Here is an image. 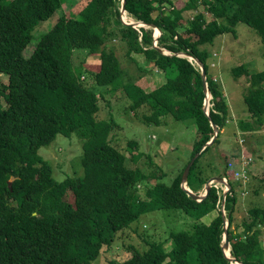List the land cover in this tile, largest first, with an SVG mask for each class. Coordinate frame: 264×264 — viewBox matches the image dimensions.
Segmentation results:
<instances>
[{
  "label": "trees",
  "instance_id": "16d2710c",
  "mask_svg": "<svg viewBox=\"0 0 264 264\" xmlns=\"http://www.w3.org/2000/svg\"><path fill=\"white\" fill-rule=\"evenodd\" d=\"M65 1L0 0V72L7 76L6 82H0V264H91L104 246L112 244L117 231L140 213L160 209L192 216L191 228L170 230L167 250L164 240L142 234L141 248L128 244V257L109 264H235L221 245L225 219L230 255L243 264H264V207L248 208L247 216L235 223L236 182L226 164L217 174L229 183L223 216L220 187L212 186L201 202L181 189L189 160L169 183L162 181L165 174L155 172L149 158L150 175L136 166L129 168L124 153L111 139L105 140L115 123L98 119L100 99L118 91L128 100L126 109L144 124H160L166 114L176 121L192 119L197 131L191 159L213 130L202 109L200 68L174 52H190L203 62L212 103L209 114L222 129L228 106L208 71L209 51L202 45L218 34L235 36L236 25L244 23L258 33L264 53V0H187L179 5L175 0H124L127 15L158 27L157 45L172 54L151 46L152 28H133L121 21V0H79L70 15L60 13L25 55L35 27ZM198 7L203 11L185 17ZM115 44L125 49L130 70L121 65ZM75 51L97 55L98 64H74ZM146 66L164 76L160 85L147 92L138 82L146 81ZM231 72L235 79L244 75L247 80L242 98L248 118L238 122L239 129L256 131L264 124V68L251 71L240 63ZM84 74L91 84H85ZM58 134H76L83 141L81 177L56 181L52 165L38 154ZM135 145L127 141L129 148ZM214 175V170L198 168L193 178L200 188L194 189L189 181L190 189L201 191ZM208 214L212 216L205 221L203 216Z\"/></svg>",
  "mask_w": 264,
  "mask_h": 264
},
{
  "label": "rangeland",
  "instance_id": "374dc122",
  "mask_svg": "<svg viewBox=\"0 0 264 264\" xmlns=\"http://www.w3.org/2000/svg\"><path fill=\"white\" fill-rule=\"evenodd\" d=\"M78 1H65L61 4L60 10L56 11L47 20L40 22L35 27L33 31L34 39L24 49V54L28 55L32 51L33 47L31 45L36 43L41 33L51 28L60 13L70 15L71 10L74 9L72 8L73 5ZM178 2L187 3L188 1L175 0L176 5H179ZM193 11H187L184 14L185 17L192 18L196 12L203 11V7H198L197 10ZM124 16L126 20H133L126 12ZM205 17L207 19L210 18L209 14H205ZM235 30V36L232 33L218 34L211 43L202 45L209 51V56L206 60L208 71L215 78L218 87L226 98L228 114L224 122L223 132L222 129H219L218 140L203 154L195 158V160L197 159V164L193 168L188 182L190 181L194 189H199L200 185L194 182L193 178L195 170L198 168L200 170H214L216 173L214 177H218L217 174L223 170L225 164L227 165L231 161L233 168L229 169V171L240 170L246 174L247 179L250 178V180L244 181V185L241 179H233L236 185H233V181H230L234 188L235 199H237L234 211L235 223H239L241 219L247 216L246 210L248 208L252 206L264 207V124L256 131L244 132L239 129L238 122L246 121L248 118L242 98L247 87V80L244 75L235 79L231 68L234 65L245 63L251 71L260 70L264 68V53L260 36L253 28L248 27L244 23H238ZM114 46H116L114 51L121 65H127L130 70L131 62L127 59L125 49L117 44ZM138 58H141V56L138 55ZM80 61L95 66L96 63L98 64L99 59L97 55L90 54L86 56L80 51H75L73 62L78 64ZM212 62L214 63L213 65L211 64ZM162 73L155 67H149V70L144 73L146 84L143 81L138 82L144 84V90L147 92L161 84L164 80ZM83 79L87 85L93 82L89 79L88 74H84ZM6 80L7 76L0 72V82H6ZM105 97V99H100L98 119L108 123H111L110 121L115 123L105 140L111 139L110 142L124 153L126 156L125 163L129 168L136 166L143 173L147 174L148 172L150 175V170L153 167L147 163V158H149L154 164L155 172L159 174L163 172L165 174L162 181L169 183L183 167L184 163L188 160L190 162L192 159H190L192 144L197 131L194 121L192 119L176 121L171 118V114H166L161 117L162 122L160 124H144L134 117L132 111L126 109L128 100L120 91ZM129 140L135 142L134 149L127 146V141ZM82 143L83 141L76 134H71L69 137L58 134L49 145L39 148L38 154L52 165V175L56 181L65 180L67 177H81L83 174V168L80 163L83 153ZM139 154L141 156L137 157ZM131 155H134L136 160L130 158L129 156ZM243 158L248 161L247 165L242 166ZM151 180L154 181V179ZM151 180L148 182L149 185L153 182ZM203 193L204 187L195 194L201 195ZM211 216V214L205 215L203 219L208 221ZM193 219L192 216L176 210L160 209L142 212L129 223V226L116 232V237L112 244L108 248H104V246L101 253L91 264H109L110 260L115 263L122 261L130 254L128 244L138 248L143 246L140 238L142 234H148L152 238L164 240V248L167 250L171 241L168 235L169 231L173 229H189L194 221ZM262 243L264 246V234Z\"/></svg>",
  "mask_w": 264,
  "mask_h": 264
},
{
  "label": "water",
  "instance_id": "95a60500",
  "mask_svg": "<svg viewBox=\"0 0 264 264\" xmlns=\"http://www.w3.org/2000/svg\"><path fill=\"white\" fill-rule=\"evenodd\" d=\"M124 0H121V5H120V19L121 21L126 24L129 25L133 28H137V27H149L152 28L153 32H152V43L151 46H153L154 48H157L159 51L163 52V53H168V54H172L169 50H167L166 48L157 45V38L160 35V29L158 27H155L151 24H145L141 21H136V20H126L124 14H125V10H124ZM174 54H178V55H182V56H186L188 57L192 62H194L195 64H197L200 68V74H201V80H202V89L203 92L205 94L204 97V101H203V106L202 109L205 112L209 122H210V126L212 127L213 130V135L212 137L209 139V141H207L205 143V145L202 147V149H204L207 145H210L216 138L217 134L219 133V127L211 120L210 114H209V109H208V102H209V88H208V82H207V76H206V72L203 66V62L196 56H193L192 54H190V52L187 51H180V52H174ZM201 149V150H202ZM200 150V151H201ZM199 152L195 153L191 159V161L188 163V165L186 166V168L183 169L182 175H181V182H180V187L181 189L186 193L187 196H189L190 198H192L194 201L196 202H201L202 200H204L206 198V196L208 195L210 188L215 185V184H221L224 185L226 187V189L222 192V199L220 202V210L222 215H225V210H224V203H225V198L227 196V193L229 191V183L224 180L221 177H211L204 185V193L203 194H195L189 187V173H190V169L191 166L193 165V162L195 160V158L199 155ZM228 225V221L226 220V222L224 223V231H223V235H222V249L225 253V255L230 259V261L233 263L235 261V264H243L241 261L237 260L236 258H234L233 256L230 255V243H229V239H228V234H227V230L226 227Z\"/></svg>",
  "mask_w": 264,
  "mask_h": 264
},
{
  "label": "built area",
  "instance_id": "2783aa9c",
  "mask_svg": "<svg viewBox=\"0 0 264 264\" xmlns=\"http://www.w3.org/2000/svg\"><path fill=\"white\" fill-rule=\"evenodd\" d=\"M215 54V53H214ZM212 65L214 64L213 62L211 63ZM210 100H211V95L209 96V102H208V106H212V103H210ZM209 107V108H210ZM208 108V109H209ZM241 164H242V166H244V165H247L248 164V161L247 160H245L244 158H243V160H242V162H241ZM227 166H228V168H233V165H232V162L231 161H229L228 163H227ZM232 174H233V179H235V180H239V179H241L242 180V182H243V185L245 184V180H250V178H248L247 179V177H246V174L244 173V172H242V171H240V170H236V169H234L233 171H232ZM224 180H226L225 178H223ZM227 181V180H226ZM214 187H220V189L222 190V192L226 189V187L224 186V185H221V184H215V185H213ZM225 187V188H224ZM221 206V205H220Z\"/></svg>",
  "mask_w": 264,
  "mask_h": 264
},
{
  "label": "crops",
  "instance_id": "0c3cea01",
  "mask_svg": "<svg viewBox=\"0 0 264 264\" xmlns=\"http://www.w3.org/2000/svg\"><path fill=\"white\" fill-rule=\"evenodd\" d=\"M136 56V58L138 59V61H139V63L141 64V63H143V61H142V59L141 58H138V55H135ZM144 65H145V62H144ZM147 67V66H146ZM149 70V68L147 67V71ZM143 82H145V84H146V81H143ZM222 132H223V128H222ZM234 135H236V133H234Z\"/></svg>",
  "mask_w": 264,
  "mask_h": 264
}]
</instances>
